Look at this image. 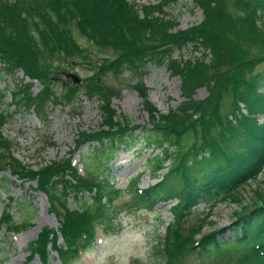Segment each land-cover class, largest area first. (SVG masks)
Segmentation results:
<instances>
[{
    "label": "trees",
    "instance_id": "1",
    "mask_svg": "<svg viewBox=\"0 0 264 264\" xmlns=\"http://www.w3.org/2000/svg\"><path fill=\"white\" fill-rule=\"evenodd\" d=\"M174 1L142 5L140 18L129 0H0L1 69L6 76L21 72L41 85L36 94L22 79L5 89L12 102L0 110V173L8 170L19 181L34 182L59 224L57 230L43 228L29 245V259L36 256L47 264L51 249L62 264L76 261L97 243L99 234L117 231L122 211H153L175 201L168 207L171 220L157 246L165 264H182L189 258L207 264H264V194L257 193L259 205L235 214L227 226L202 232L216 205L237 202L239 191L264 173V71H256L264 63V0H192L202 20L185 30L178 29L175 19L162 17L163 8ZM72 27L114 57L104 59L80 85L57 94L51 87L55 73H66L61 61L83 55ZM188 44L194 51H208L210 57H172L174 50ZM148 63L165 66L180 80L182 100L166 113L148 101L142 80ZM125 70L135 79L148 126H134L118 116L112 106L118 94L98 81L103 73L119 77ZM80 88L87 99L98 100L101 116L98 131L77 134L74 151L89 142L98 146L85 162L86 174L80 175L71 159L50 161L36 170L17 160L12 141L2 134L14 112L45 117L48 105L72 104ZM199 89H205V98H195ZM120 148L150 150L153 156L146 161L151 177L160 178L139 189L140 174L136 175L127 190L132 197L117 205L125 190L116 187L108 162ZM160 170L165 172L157 174ZM13 204L10 198L0 212V230L9 233L29 227V221L14 220ZM202 204L206 213L200 217L197 207ZM195 217L198 222L188 226ZM241 247L243 251L232 258Z\"/></svg>",
    "mask_w": 264,
    "mask_h": 264
},
{
    "label": "rangeland",
    "instance_id": "2",
    "mask_svg": "<svg viewBox=\"0 0 264 264\" xmlns=\"http://www.w3.org/2000/svg\"><path fill=\"white\" fill-rule=\"evenodd\" d=\"M157 0H135L136 4H148ZM162 17L175 19L178 29L185 30L202 20L201 11L195 6L192 0H175L173 3L163 8ZM72 36L83 49V55L62 60V72L76 75L80 80L92 76L97 66L102 64L104 59H112L113 53L107 49H99L91 42L82 37L79 32L72 27ZM192 45L188 44L183 50H174V59L198 58ZM195 52V53H194ZM53 63L57 64L58 60ZM67 63V64H64ZM142 77L143 84L148 90V101L160 112L166 113L168 109L175 108L182 100L180 96V80L172 77L165 66L148 63L144 69ZM258 72L264 71V63L257 68ZM52 81V92L64 93L72 85L73 81L66 77L64 73H55ZM22 79L24 83H31L33 94L41 90V85L37 81H30L21 72L14 78L6 76L0 66V110L4 111L12 102L11 96L5 91L13 87L14 81ZM98 81L103 85L113 89L118 95L112 99V106L116 109L118 116H125L132 121L134 126H148V116L142 108V102L135 91V79L132 74L125 70L119 77L112 72H106L99 76ZM4 96L1 98V94ZM207 95L205 89H199L195 95L196 99H203ZM230 102V96L225 98L224 105ZM99 102L97 99H87L84 96V89L80 88L78 98L70 105H60L54 107L48 105L46 116L32 112H14L12 118L2 127V134L12 141V155L22 164L37 169L50 161H64L71 159L72 165L80 175H85V162L93 154L98 146L96 143H86L76 151L77 134L80 131L96 132L99 129L101 116ZM140 135V130L134 131ZM140 147V146H139ZM155 154V153H154ZM150 150L142 149L140 152H132L117 149L112 159L108 162L110 173L117 188H122L125 193L116 201L117 205H122L130 200L132 192L127 191L134 177L140 174L138 188L145 189L158 179L151 177L152 168L148 166L146 159L152 157ZM87 166V165H86ZM165 170L157 174L164 173ZM97 172H94L95 174ZM0 212L3 211L10 198L14 200L12 214L16 222L29 221V227L19 229L17 233H9L2 228L0 230V264H42L38 257L29 259V245L34 242L38 234L47 227L53 230L59 228L56 217L51 213V209L46 197L35 191L34 182L19 181L11 176L8 170L0 173ZM264 194V173L256 180L250 182L239 191L237 202H221L216 205L211 213L207 226L203 228V233H208L216 229L227 226L234 219L235 214L247 210L254 205H259L256 194ZM88 196H86L87 198ZM69 206H73V196L69 195ZM172 203H161L153 211H140L138 213H127L123 215H135L138 219H143L147 214L155 213L159 219L161 235L164 233L165 225L171 220L168 207ZM198 216L206 213L204 204L199 205ZM204 211V212H203ZM195 217L189 224L197 223ZM227 235V234H226ZM103 234H99L97 243H102ZM58 244L62 241L58 236ZM244 247L238 249V253L232 255L236 258ZM50 249V248H49ZM47 264H62L57 254L50 249ZM68 264H85L83 254L76 261ZM182 264H207V261H198L193 258L186 259Z\"/></svg>",
    "mask_w": 264,
    "mask_h": 264
},
{
    "label": "clouds",
    "instance_id": "3",
    "mask_svg": "<svg viewBox=\"0 0 264 264\" xmlns=\"http://www.w3.org/2000/svg\"><path fill=\"white\" fill-rule=\"evenodd\" d=\"M160 236L155 213L143 219L123 215L117 221V231L84 251L85 264H165L164 258L157 255Z\"/></svg>",
    "mask_w": 264,
    "mask_h": 264
},
{
    "label": "built area",
    "instance_id": "4",
    "mask_svg": "<svg viewBox=\"0 0 264 264\" xmlns=\"http://www.w3.org/2000/svg\"><path fill=\"white\" fill-rule=\"evenodd\" d=\"M136 9H137V11H138L140 17H142L141 6H140V5H137ZM199 50H201V52H196V53L194 52L196 55H197V54L199 55V56H197L198 58H201L203 54H208V52H204V50L201 49V48H200Z\"/></svg>",
    "mask_w": 264,
    "mask_h": 264
},
{
    "label": "water",
    "instance_id": "5",
    "mask_svg": "<svg viewBox=\"0 0 264 264\" xmlns=\"http://www.w3.org/2000/svg\"><path fill=\"white\" fill-rule=\"evenodd\" d=\"M66 77L70 78L75 84H79L81 81L76 75L71 73H66Z\"/></svg>",
    "mask_w": 264,
    "mask_h": 264
}]
</instances>
